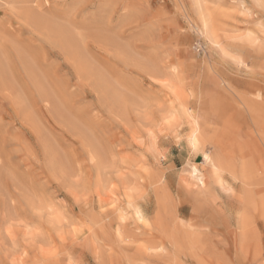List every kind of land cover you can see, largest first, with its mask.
I'll return each mask as SVG.
<instances>
[{
  "label": "rangeland",
  "instance_id": "374dc122",
  "mask_svg": "<svg viewBox=\"0 0 264 264\" xmlns=\"http://www.w3.org/2000/svg\"><path fill=\"white\" fill-rule=\"evenodd\" d=\"M245 35L264 37V0H0V264H162L137 250L160 239L132 209L152 214L150 174L171 214L206 225L200 256L264 263L235 258L233 197L212 186L224 218L208 222L179 178L207 168L181 107L203 115L219 84L264 87L263 51Z\"/></svg>",
  "mask_w": 264,
  "mask_h": 264
},
{
  "label": "bare ground",
  "instance_id": "6f19581e",
  "mask_svg": "<svg viewBox=\"0 0 264 264\" xmlns=\"http://www.w3.org/2000/svg\"><path fill=\"white\" fill-rule=\"evenodd\" d=\"M209 16L200 12L202 33L211 44L224 51L226 49L222 42L214 35L217 28ZM257 39L251 35L243 37L245 42L258 41L256 43L264 54V37ZM219 89L223 91L224 98H209L212 101L208 102L209 106L203 115L181 107V112L189 123L187 142L191 151L193 149L201 153L207 168L189 165L185 170V177L180 175L179 178L184 190L192 196L186 198L192 213L195 216L204 214L208 222L222 225L218 219L224 218L223 201L217 204L219 201L215 202V198H206L210 188L217 186L233 197L230 199L237 209L235 221L232 226L227 227V233L235 248V258L241 262L261 261L264 260L259 237L260 225L264 226V87L253 84L238 91L230 85L219 84ZM175 120L174 116L170 117V123ZM211 129L214 131L212 137L206 138L203 132ZM207 144L214 146L216 154L206 150ZM231 165H237V173L231 171ZM226 175L230 176L231 182ZM147 181L154 194L152 214L143 213L138 203L132 204L133 214L144 227L154 229L160 239L154 246H138V252L148 255L150 251L149 255L162 264H219L200 256L206 225L181 218L179 214H171L168 208L171 198L157 184L160 180L150 174ZM234 185H238L237 195ZM137 188L129 189L130 197L134 193L141 194ZM168 214L172 216V221H167ZM116 233L121 236L117 228Z\"/></svg>",
  "mask_w": 264,
  "mask_h": 264
}]
</instances>
